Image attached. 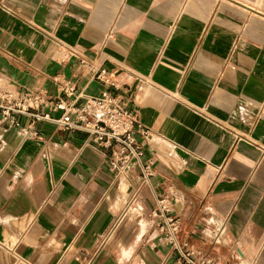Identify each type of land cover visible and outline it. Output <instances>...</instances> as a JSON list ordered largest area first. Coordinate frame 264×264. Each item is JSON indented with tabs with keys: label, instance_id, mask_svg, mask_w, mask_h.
Here are the masks:
<instances>
[{
	"label": "crops",
	"instance_id": "0c3cea01",
	"mask_svg": "<svg viewBox=\"0 0 264 264\" xmlns=\"http://www.w3.org/2000/svg\"><path fill=\"white\" fill-rule=\"evenodd\" d=\"M247 2L0 0V87L51 100L66 79L81 104L107 69L155 168L120 176L85 131L1 124L0 264H187L163 196L193 264H264V15Z\"/></svg>",
	"mask_w": 264,
	"mask_h": 264
},
{
	"label": "built area",
	"instance_id": "2783aa9c",
	"mask_svg": "<svg viewBox=\"0 0 264 264\" xmlns=\"http://www.w3.org/2000/svg\"><path fill=\"white\" fill-rule=\"evenodd\" d=\"M108 75L107 69L96 72V79L108 87L99 95L88 96L81 104L68 99L74 94L76 87L66 79H55L61 94L51 100L41 91L0 87V125L8 124L20 128L29 138L38 135L37 125L41 121L57 123L66 130L85 131L91 142L105 151L112 171L123 174L137 167L140 178L147 181L155 175L152 158H144L146 145L153 140V133L114 90L117 86ZM44 107L49 110H44ZM58 111L62 113L53 114ZM22 117L27 118L25 124L22 123ZM170 211L169 197L158 198L153 214L162 217L159 227L163 243L178 251L187 264H193L189 259L193 251H186L178 241L179 224L177 219L168 215ZM208 264L218 263L210 260Z\"/></svg>",
	"mask_w": 264,
	"mask_h": 264
},
{
	"label": "rangeland",
	"instance_id": "374dc122",
	"mask_svg": "<svg viewBox=\"0 0 264 264\" xmlns=\"http://www.w3.org/2000/svg\"><path fill=\"white\" fill-rule=\"evenodd\" d=\"M240 1L243 2V3H246V0H240ZM247 1H248L247 4H249V5H251V6H253L255 8V9H250V10H252L254 12H257L256 10H261L262 11V15H264V0H261V3H254L253 0H247ZM135 215H132L131 221H135ZM109 232H111V231H109V229H108V231L106 233V237L109 235Z\"/></svg>",
	"mask_w": 264,
	"mask_h": 264
},
{
	"label": "bare ground",
	"instance_id": "6f19581e",
	"mask_svg": "<svg viewBox=\"0 0 264 264\" xmlns=\"http://www.w3.org/2000/svg\"><path fill=\"white\" fill-rule=\"evenodd\" d=\"M120 176H126V174H122V175H120ZM242 264H247V263H244V262H243Z\"/></svg>",
	"mask_w": 264,
	"mask_h": 264
}]
</instances>
